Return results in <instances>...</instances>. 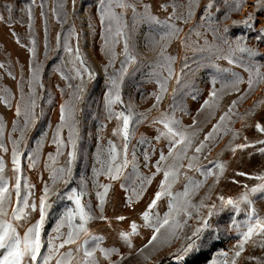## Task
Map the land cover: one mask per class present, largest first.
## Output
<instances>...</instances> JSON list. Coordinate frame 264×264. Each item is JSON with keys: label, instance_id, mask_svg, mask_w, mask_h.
Segmentation results:
<instances>
[{"label": "snow or ice", "instance_id": "1", "mask_svg": "<svg viewBox=\"0 0 264 264\" xmlns=\"http://www.w3.org/2000/svg\"><path fill=\"white\" fill-rule=\"evenodd\" d=\"M245 2L246 0H232L231 11H240ZM35 4L36 0H30L25 9L30 17L33 16ZM72 4L75 6L76 0H72ZM198 5L199 0H184L183 3L179 0H172L171 5L167 3L161 5L162 10L166 13L165 18L161 19L158 15L153 14L151 5L142 3V0H98V19L104 35L103 49L109 57L108 63L104 66L105 72L109 67L115 68L118 55L122 56L123 59L120 68L116 69L115 74L109 77L104 96L106 119L109 121L115 119L118 122L116 128L113 129V135L120 138L121 144L118 147L115 142L110 140L108 147L101 149L96 155V162L99 167L93 169L97 177V191L95 193L97 204L95 209L92 208L90 201L84 200L88 193L83 181H81L79 188L69 187L73 182V165L78 155V125L79 114L82 111L80 104L83 102L87 84L95 77V73L90 69L81 52L79 34L75 31L74 26L69 28L64 39V49L71 58V70L67 75L63 68L58 69V71L66 81L77 80L79 82L76 84L69 82L66 88L60 89L61 95L67 93L68 98L58 106L60 111L59 123L51 137L55 151L48 153L45 163V167L50 173L49 180L43 181L38 204L35 200L30 202L34 185L28 183L27 177L23 174L22 158L29 162V167H37L41 153L39 148L27 153L23 148L25 147L27 132L34 127L37 121L38 101L40 99L38 89L43 87V65L36 60V41L33 39V46L29 49L33 63L29 67L26 81L29 91H24L25 80L23 77L19 81L20 95L18 98L7 88L0 89V103L12 108L13 101H15V116L22 117V123L19 120L16 121L9 136L12 145L11 161L14 173V183L11 184V187L10 178L5 175L6 161L3 156H0V264H100V257L97 256V252L108 264H123V261L132 255L131 251L126 254L121 253L120 249L114 246L103 247L104 237L93 234L88 225L94 220L111 222L109 217L105 215V205L108 203V194L112 189L113 182L124 177L125 170L129 166L134 170L137 168L134 151L132 159H129V143L134 134L135 126L148 119L147 112H150L151 109H148L147 112H138L135 105L125 104L121 96V85L125 76L128 75V69L133 65H139L141 62L133 38L134 28L141 23L147 24L152 29L162 33L159 39L151 34L145 37L147 45L153 51H157V56L152 62V74L156 77L158 87L152 93V97L155 99L152 109L159 108L167 94L170 80L175 78L176 82L180 83L183 76L188 74L195 76L201 68L205 71L214 68L217 74L230 72L232 77L230 81L223 82L220 89L215 86L216 78L211 79L208 99L204 101L201 110L218 107L225 88L230 87L232 90L240 92L239 85L245 82L243 77L238 72L232 71L231 68H221L219 64L215 63L216 60H227L231 65L238 62L241 63V66L247 65L246 70L249 72L248 90L231 102L227 111L213 125L212 130L195 146L193 145L195 133L182 128L180 122L174 117L162 112L159 119L153 121L163 125L164 130L159 131L155 139L159 141L166 138L168 140V152L165 155L164 151L160 150L159 159L154 165H151L156 169L151 175L137 174L132 187H126L123 183L120 185L128 193L125 198V207L130 208L141 200L157 175L162 173L163 179L160 181L159 188L151 202L141 213L143 224L131 220L129 222L130 230L120 231L118 233L119 239L131 249L134 247L133 237L140 235V229L142 227L151 229L150 239L136 250L137 255L145 261H150L156 252L164 247H170L173 242L179 240L181 241L180 247L170 255L176 264H187L188 257L198 255L203 251L205 245L210 246L220 239L221 225L214 218L229 212L231 215L224 222V231L234 232L237 237L236 242L227 251H219L217 258H214L211 264H238L242 254L246 251V246L264 249V216L259 214L252 199L253 196L264 193V173L255 176H249L244 172L237 173V175L248 176L250 179L259 181L251 188L244 185L245 190L238 197L218 195L219 204H217L216 202L206 203L207 200L211 199L210 196L206 195L198 203L193 202L194 196L198 194L199 189L208 182L210 177L214 179L209 191L216 184H219L225 172L226 165L219 162L218 159L214 158L208 161L212 167H207L201 163L202 157L207 160L206 153H210L211 146L219 138L231 134L232 140L229 142V146L233 154L236 153L237 149L244 150L256 144L264 145V140L249 142L248 138L243 136V129L250 127L246 120L253 115L254 109L247 110L243 114L236 111L238 104L247 98L254 87L260 82H264V71H261L264 64H259L255 60V57L260 53L256 48L248 46L244 37L230 40L226 35L229 32L227 24H224L222 29L220 26H213L214 17L210 10L214 7V0H209L205 6L202 20L212 30L215 41L220 43L208 41L204 32L195 31V26L189 30V33H184L183 28L177 22L189 23L193 19ZM40 6L44 7L43 3ZM57 7L59 11L54 9L57 20L66 23L67 13L63 11V3H58ZM169 7L172 8L171 12L168 11ZM254 8L264 9V0H255ZM129 10L132 12V27L129 26L127 20ZM0 21L6 22V18L0 15ZM254 24L253 13H249L241 21H233L234 26L244 25L250 29L254 27ZM193 32H195L196 37L204 39L203 44L199 42V39L189 42V36ZM257 33L258 39H264V24L259 25ZM74 37L75 44L72 43ZM60 39V34H58L57 40ZM173 40H179L186 49L193 53L191 58L185 56L179 74L173 67L177 58L167 51ZM117 44H122V51L119 54L115 51ZM190 59L191 63L189 62ZM2 68L4 65L0 64V69ZM163 68L167 69L166 76L158 70ZM7 75L13 79L16 78L10 70L7 71ZM173 91L175 92V89ZM117 104L123 105V110L116 111L115 105ZM259 104H264V100L257 102V106ZM234 115L241 121L240 129L229 126ZM251 127H254L258 133L264 134V124L257 122ZM65 129H67V137L64 136ZM5 130V124L0 122V151L8 153L9 148L4 142ZM17 132L19 133L18 136L15 135ZM242 136L244 142L232 146L233 141ZM46 139L47 133L45 132L38 143H43ZM190 149L192 150L191 155H189ZM257 151L264 153V147L258 148ZM155 152L156 149L152 148L151 154ZM151 154L145 151V166L150 164ZM61 156L65 157V162L63 166H57L58 158ZM185 160H187L186 164L184 163ZM181 169H194L200 173L203 179L193 180L188 176L187 171L181 173ZM101 175L105 176L109 182L99 183L98 178ZM181 175L187 181L184 189L173 192V186L178 182ZM22 179L25 181L23 187ZM13 193L15 194V201L13 200ZM54 197L55 199H53ZM165 197L168 199V211L161 216L158 211L153 210L158 208V202ZM61 200L69 201L72 206L64 208L57 219L53 232L47 236L46 242L42 241V233L49 213ZM14 204L15 206H13ZM202 209L205 211H201ZM35 211H38L39 219L35 223L29 224L21 235L18 231V228L23 226L21 222L28 223L31 219V213ZM241 213H244L245 218L237 219ZM115 220L122 222L129 220V218L125 215H118ZM190 220H194L195 225H189ZM66 246L67 250L62 251ZM42 249H45L43 253ZM113 257L117 258L113 259ZM243 259L253 261L254 264H264V257L248 256L243 257Z\"/></svg>", "mask_w": 264, "mask_h": 264}, {"label": "rangeland", "instance_id": "2", "mask_svg": "<svg viewBox=\"0 0 264 264\" xmlns=\"http://www.w3.org/2000/svg\"><path fill=\"white\" fill-rule=\"evenodd\" d=\"M29 2L30 0H0V15L6 18V22L0 21V64L4 65V68L0 69V89L7 88L18 98L20 95L19 81L23 77L25 80L24 91H29L26 81L28 79L29 67L33 63L29 49L33 46L34 39L36 41V60L43 65V87L38 89L40 99L38 101L37 121L34 127L27 132L25 147L23 148L26 153L39 148L41 153L37 167H29V162L22 158L23 174L27 177L28 183L34 185L30 202L35 200L38 204L43 181L49 180L50 173L45 167V163L48 158V153L55 151L51 137L56 125L59 123L60 111L58 106L63 100L68 98L67 93L61 95L60 89L66 88L69 82L73 84L79 82L77 80L66 81L61 76L60 71H58V69L63 68L67 75L71 70V58L64 49V39L67 36L69 28L74 26L75 31L79 34L81 52L85 56L90 69L95 73V77L87 84L83 102L80 104L82 111L79 114L78 155L73 165V182L69 187L79 188L81 181H83L88 193L84 197V200L90 201L92 208L95 209L97 204L95 195L97 191V177L93 169L99 167L96 162V155L101 149L108 147L110 140L115 142L118 147L121 144L120 138L113 135V129L116 128L118 122L115 119L110 121L106 119L104 96L109 77L115 74L116 69L120 68L123 57L118 55L115 61V68L109 67L107 72H105L104 66L108 63L109 57L103 49L104 35L98 19V0H76L75 6H73L72 0H36L32 17L25 11ZM179 2L183 3L184 0H179ZM42 3L44 7L40 6ZM58 3H63L64 5L63 11L67 13L66 23L56 18V11L54 9L59 11L57 7ZM142 3L150 4L153 14L164 19L166 13L162 10L161 5L165 3L171 5L172 0H142ZM208 3L209 0H199V5L195 10L193 19L187 24L181 21L177 23L183 28L184 33H189V30L195 26V31L204 32L208 41L220 43L219 41H215L212 30L202 20L205 6ZM254 3L255 0H246L240 11H231V7L233 6L232 0H214V7L210 10L214 17L212 24L213 26H220L221 29L224 24H227L229 32L226 35L230 40L244 37L248 46L256 48L260 53V55L255 57L256 62L264 64V39L257 38V29L260 24H264V9H255ZM168 11L171 12L172 8L169 7ZM249 13H253L255 17L253 28L250 29L244 25H233V21H241ZM127 20L129 26L132 27L131 10L127 13ZM58 34L61 37L59 41L57 40ZM149 34L159 39L162 33L143 23L134 28L133 38L141 62L139 65H133L128 69V75L125 76L121 85V96L125 104L131 103L135 105L136 111L138 112H147L148 109H151L150 112H147L148 119L135 126L134 134L129 143V159H132V153L134 151L137 168L134 170L129 166L125 170L124 177L113 182L112 189L108 194V203L105 205V215L109 217L111 222L94 220L88 225L93 234L104 237L103 247L110 248L114 246L119 248L121 253L125 254L129 251L132 252V255L125 259L123 264H160L165 259L172 260L174 264L176 262L170 253L175 252L181 245V241L177 240L170 247H164L156 252L150 261H145L141 256L137 255L136 250L141 248L150 239L151 229L142 227L140 229V235L133 237L134 247L131 249L118 237L120 231L130 230L129 222L131 220H135L138 224H143L141 213L151 202L155 192L159 188L160 181L163 179L162 173L157 175L148 186L143 198L133 204L132 207H125V198L128 193L120 185L123 183L126 187H132L134 186L133 182L136 180L137 174L151 175V173L156 171L151 165H154L159 159L160 150H163L165 155L168 152V140L164 138L156 141L155 139L158 132L164 130L163 125L158 122L154 123L153 121L158 120L162 112L174 117L175 120L180 122L182 128L195 133L193 137V145L195 146L212 130L213 125L227 111L231 102L236 100L237 96L248 90L247 79L249 72L246 70L247 65L241 66L240 62L231 65L227 60H216L215 63L219 64L221 68H231L232 71L238 72L243 77L245 82L239 85L240 92H236L230 87L225 88L218 107L215 109L204 108L201 110L204 101L208 99L211 79L213 77L216 78L217 83L215 86L217 89L221 88L223 82L232 79L230 72L217 74L214 68H209L208 71L201 68L195 76L191 74L183 76L180 83H177L175 78L170 80L168 82L167 94L164 96L159 108L152 109V104L155 102L152 93L158 87L156 77L152 74V62L157 56V51H153L146 43L145 37ZM181 35L183 36V33ZM197 39H199L201 44L204 43V39L196 37L195 32L189 36L190 43ZM75 42L74 37L72 43L75 44ZM115 51L119 54L122 51V44H117ZM167 51L177 58L173 65L177 74L180 73L183 67L185 56L189 58L193 56V53L189 49H186L179 40H173ZM246 59L247 57L245 55ZM189 62L191 63V59ZM8 70L15 75V79L7 75ZM158 70L163 75H167L166 68ZM261 71H264V68ZM72 74L74 75V73ZM173 89H175V92ZM68 91L70 92L71 90L69 89ZM262 100H264V82L256 85L247 98L238 104L236 109L240 114L254 109L253 115L246 120V123L250 127L243 129V136H246L249 142L264 140V134L258 133L254 127H251V125L257 122L264 124V104L257 106V102ZM115 109L116 111H121L123 110V105L117 104L115 105ZM18 120L22 123V117L15 116V101H13L12 108H8L0 103V122H3L6 126L4 142L9 148L8 153L0 151V156H3L6 161L5 175L10 178V187L14 183V173L12 171L13 165L11 161L12 145L9 136L12 133L13 125ZM229 126L240 129L241 121L234 115L232 117V123ZM45 132L47 133V139L43 143H38L41 140L42 134ZM15 135L18 136L19 133L17 132ZM64 136L67 137V129L64 130ZM243 136L233 141L232 146L244 142ZM231 140V134L224 135L211 146L210 153H206L207 160L203 159V157L201 158V163L207 167H212V165L208 164V161L215 158L219 162L224 163L226 168L219 184H216L211 191H209V187L213 184L214 178L210 177L208 179V182L194 196V203H198L207 195L211 199L207 200L206 203L216 202L219 204L217 200L218 195L235 198L245 190L244 185H248L251 188L259 183L255 179H250L248 176H240L237 173L244 172L249 174V176L264 173V153L257 151L258 148L264 147V145L256 144L244 150L237 149L236 153L233 154L229 146ZM152 148L156 149L154 154H151ZM145 151L151 154V162L148 166H145ZM191 154L192 150L190 149L189 155ZM64 162L65 157H59L57 166H63ZM184 163L186 164L187 160ZM180 171L181 173L187 171L188 176L193 180L198 181L203 179L200 173L194 169H181ZM98 180L101 184L109 182L103 175L99 176ZM186 182L185 177L181 175L178 182L173 186V192L183 191ZM24 183L25 181L22 179V187ZM252 199L259 214L264 216V193L257 194ZM13 200L15 201L14 193ZM70 206L72 205L69 201L61 200L50 211L42 233V241L46 242L47 236L53 232L56 226L59 215L65 207ZM153 211H158L163 216L168 211V199L166 197L162 198L158 202V208ZM201 211L205 210L202 209ZM118 215H125L129 220L117 221L115 217ZM230 215L231 213L225 212L214 218L221 225L220 239L215 244L204 246L201 252L206 251L210 254V259L204 264H211L212 260L217 258L219 251H227L236 242L237 237L234 232L224 231V222L229 219ZM244 218V213H241L237 217V219ZM38 219V211L32 212L31 219L28 223L21 222L23 226L18 228L20 234L23 235L29 224L35 223ZM188 223L189 225H195L194 220H190ZM64 230L66 231L67 229ZM185 231H188V229H185ZM66 250L67 246L62 251ZM41 251L43 253L45 249ZM97 256L100 257V264H108L99 252H97ZM248 256L264 257V249L246 246V251L242 254V258L238 261V264H254L253 261H245L243 259V257ZM116 258L113 257V259Z\"/></svg>", "mask_w": 264, "mask_h": 264}, {"label": "trees", "instance_id": "3", "mask_svg": "<svg viewBox=\"0 0 264 264\" xmlns=\"http://www.w3.org/2000/svg\"><path fill=\"white\" fill-rule=\"evenodd\" d=\"M210 259V254L208 252H200L198 255L188 258L187 264H204ZM160 264H173L172 260L165 259L160 262ZM176 264V263H174Z\"/></svg>", "mask_w": 264, "mask_h": 264}]
</instances>
